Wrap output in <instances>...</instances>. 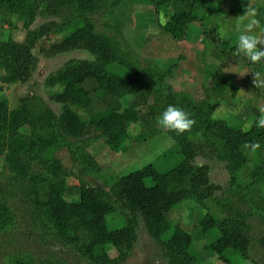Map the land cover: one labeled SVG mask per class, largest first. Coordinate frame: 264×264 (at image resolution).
<instances>
[{"label": "trees", "instance_id": "1", "mask_svg": "<svg viewBox=\"0 0 264 264\" xmlns=\"http://www.w3.org/2000/svg\"><path fill=\"white\" fill-rule=\"evenodd\" d=\"M123 0H0L24 21L26 38L19 42L2 38L0 31V82L15 84L28 81L38 64L34 49L39 40L50 33L62 34L61 39L48 48L53 55L72 49H86L92 58H73L56 72L46 84L60 86L52 98L61 104L59 113L40 96L28 95L19 105L10 108L7 99L0 100V154L12 177L26 182L33 195L36 212L53 229V238L73 246L92 264H123L132 256L138 241V218L144 219L150 235L161 246L167 264H196L198 255L192 253L193 234L178 223L170 213L185 201H195L208 211L200 225L203 233L215 229L217 236L206 244L223 264H235L232 257L239 253L251 259L253 238L249 217L258 213L264 217V129L253 124L250 129L230 126L225 119L213 116L215 106L205 99H195L177 91L166 82L168 72L152 61L144 62L130 46H123L119 38L98 30L91 18L107 6L115 9ZM155 11L162 5L180 6L170 19L160 24L174 40L187 37L192 22L202 19L194 12V0H149ZM61 16L37 28H31L37 15ZM63 15V16H62ZM205 37L219 58H241L257 73L259 64H252L244 55L236 56L235 47L226 50L218 44L214 31H205ZM120 65L125 72H116L110 65ZM211 77V89L216 97H223L231 78L217 69ZM264 78V74L262 75ZM255 99L264 98V88L253 87ZM129 94L152 96L153 103L143 114L135 107L124 105ZM175 105L190 115L195 124L190 131L169 133L176 139L183 155L182 160L168 171H160L153 163L120 176L107 190L93 186L85 179L101 171L88 151L91 139L102 137L113 148H118L129 137L132 122L156 120L169 106ZM87 114L83 118L82 113ZM29 126L30 132L21 131ZM258 142L260 149L252 153L242 148L245 142ZM67 148L76 165L80 180L68 185L69 172L56 156ZM251 154L258 156L255 167L243 177L241 173L249 163ZM198 156L216 157L226 162L229 171L231 199H217L216 191L222 187L211 180V167L196 162ZM76 196L67 200L65 192ZM1 193V192H0ZM216 199L218 212L206 205ZM234 197H237L235 199ZM249 209H244V205ZM126 222L111 227L107 216L118 210ZM16 223L12 207L5 193L0 194V234L12 229ZM264 246V238L260 241ZM107 245L117 250L112 257ZM33 255L11 259L10 264H32ZM253 264H261L253 261Z\"/></svg>", "mask_w": 264, "mask_h": 264}, {"label": "rangeland", "instance_id": "2", "mask_svg": "<svg viewBox=\"0 0 264 264\" xmlns=\"http://www.w3.org/2000/svg\"><path fill=\"white\" fill-rule=\"evenodd\" d=\"M214 2V0H194L193 12L201 19L208 17L209 25L213 22L216 24L214 30L219 35V46L230 50L236 46L235 25L237 22L229 23L230 19L227 15L229 9L215 8ZM226 4L224 5L227 6ZM102 7L91 15L98 30L119 38L123 46H130L144 62L152 61L163 71L168 72L166 82L177 91L195 99H205L215 106L213 116L225 119L232 127L248 130L255 124L259 116V106L264 105V98L255 99L254 72L243 57L226 58L220 55L221 58H219L216 56L212 43L201 32L200 21L189 25V36L176 41L161 29L160 24L172 19L171 17L180 10L178 5H162L158 11H155L154 5L149 0H123L114 11H109L107 6ZM50 20L61 21L62 17L39 13L31 28H37ZM211 20L214 21L211 22ZM255 28H257L255 31H259L258 26ZM0 31L4 40L10 37L18 39L27 33L24 21L6 4L0 6ZM61 36L62 34L52 32L39 40L34 49L38 56V64L28 81L15 84L0 82V100L7 99L11 109L17 107L28 95H37L42 97L55 112H60L61 104L51 96L61 88L60 86L49 87L46 84L47 77L70 59L93 57L86 49H72L49 54L48 48L60 40ZM258 63L263 69V71L260 69L262 77L264 65L262 60ZM109 67L116 72H125V69L118 64ZM217 69L223 70L230 76V86L223 97H216L213 94V98L208 100L205 97L208 96L207 91L204 93V90L211 86V74ZM153 101L152 96L140 94H129L123 98L124 105L135 107L143 114L147 113L148 106ZM80 112L83 118H87L84 111ZM21 131L29 133L30 127L23 126ZM88 143V151L100 165L101 171L86 175L85 179L90 185L102 186L107 190L120 176L147 164L153 163L164 172L173 168L183 158L176 139L167 129L159 126L157 119L132 122L129 125L128 139L118 148L111 147L102 137L91 139ZM260 155V159L264 162V148ZM56 156L69 172L68 185L78 184L80 181L76 177L78 170L69 150L60 149L56 152ZM257 160L258 156L251 154L250 161L244 167L241 176L244 177L249 169L255 167ZM196 162L209 164L211 180L222 187L221 190L216 191L214 197L223 201L231 199L229 190L231 177L226 162L216 157L202 156H198ZM25 183L12 177L5 164V155L0 154V192L5 193L16 218L12 229L0 234V264H10L11 259L24 255L35 257L32 264H92L83 258L75 247L65 245L53 238L52 227L42 220L35 206L31 205L34 197L30 195L31 189H27ZM64 197L69 201L76 198L69 190L65 192ZM214 197L208 199L206 205L212 212H218L219 207L216 206ZM234 198L237 199V197ZM249 208V205H244V209ZM207 211L205 205L189 200L178 205L170 213V218L173 223L182 225L193 234L194 242L191 251L198 255L196 264H223L206 246L217 236V232L215 229L207 233L201 230L200 222ZM124 213L129 214V211L122 212L119 209L116 213L108 215L109 226L120 227L125 224ZM249 222L252 226L253 238L251 259L244 258L239 253H234L232 259L235 264H253V261L264 264V246L260 242L264 238V217L255 212L249 217ZM107 250L112 257L117 256V250L112 245H107ZM167 263L168 259L164 256L161 246L150 235L144 219L140 216L138 241L134 253L123 264Z\"/></svg>", "mask_w": 264, "mask_h": 264}, {"label": "clouds", "instance_id": "3", "mask_svg": "<svg viewBox=\"0 0 264 264\" xmlns=\"http://www.w3.org/2000/svg\"><path fill=\"white\" fill-rule=\"evenodd\" d=\"M257 12L250 5L243 15L237 17L235 25L236 47L235 55H244L248 60L255 64L264 60V36L254 33V28L259 26V20L256 18ZM247 21V23H245ZM151 32V29L149 30ZM254 87L264 88V78L260 73H254ZM259 116L255 120V126L264 129V105L259 106ZM157 123L163 129L175 131L178 134L190 131L195 124V120L190 115L175 105H169L157 118ZM258 142H245L242 148L252 153H256L260 149Z\"/></svg>", "mask_w": 264, "mask_h": 264}, {"label": "crops", "instance_id": "4", "mask_svg": "<svg viewBox=\"0 0 264 264\" xmlns=\"http://www.w3.org/2000/svg\"><path fill=\"white\" fill-rule=\"evenodd\" d=\"M215 2V8L216 7H221V8H228L229 11L227 13L228 17H229V23H236L237 22V17H239L240 15H243L246 10H247V6L250 5L252 8H255L256 9V12H257V16L256 18L259 20V26H258V29L259 31H255V29L257 28H254V32L257 33V35H262L264 36V0H214ZM227 3L226 5L228 6H225L224 4ZM214 21V20H211V22ZM247 23V21H245ZM200 24H201V32L202 34H204V30L205 31H214L215 32V27H216V24L213 22L212 24L209 25V20H208V17H204L201 21H200ZM234 28V27H233ZM261 28H262V32H261ZM218 35V34H217ZM188 36H189V29H188ZM205 36V34H204ZM26 38V35H23L21 36L20 38L18 39H15L19 42H23ZM218 38H219V35H218ZM262 47V49H264V46H260ZM263 62V65H264V60H262ZM259 64V63H258ZM260 67V66H259ZM261 69V68H260ZM263 71V69H261ZM205 91H207V94L208 96H205L207 97L206 99H212L213 97V91L211 89V86H209L208 88H206L204 90V93Z\"/></svg>", "mask_w": 264, "mask_h": 264}]
</instances>
